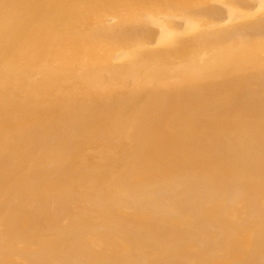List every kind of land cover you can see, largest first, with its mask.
<instances>
[{
	"label": "bare ground",
	"instance_id": "1",
	"mask_svg": "<svg viewBox=\"0 0 264 264\" xmlns=\"http://www.w3.org/2000/svg\"><path fill=\"white\" fill-rule=\"evenodd\" d=\"M0 264H264V0H0Z\"/></svg>",
	"mask_w": 264,
	"mask_h": 264
}]
</instances>
